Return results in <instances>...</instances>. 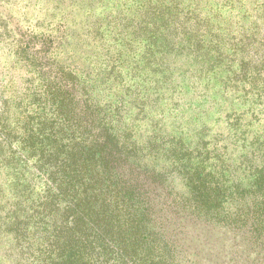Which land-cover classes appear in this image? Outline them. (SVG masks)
Returning <instances> with one entry per match:
<instances>
[{"label": "rangeland", "instance_id": "obj_1", "mask_svg": "<svg viewBox=\"0 0 264 264\" xmlns=\"http://www.w3.org/2000/svg\"><path fill=\"white\" fill-rule=\"evenodd\" d=\"M52 82L90 97L122 176L53 167L97 132L50 125ZM2 109L0 264H118L92 224L129 179L144 239L177 249L152 264H264V0H0Z\"/></svg>", "mask_w": 264, "mask_h": 264}, {"label": "trees", "instance_id": "obj_2", "mask_svg": "<svg viewBox=\"0 0 264 264\" xmlns=\"http://www.w3.org/2000/svg\"><path fill=\"white\" fill-rule=\"evenodd\" d=\"M46 92H48V97L47 100L45 99V102L47 105L48 103L52 105L50 108L52 114L50 125L53 123H61V125L65 128L72 121H76L78 122L77 124L79 127H85L87 133L93 131L97 132V134L93 137L80 134L76 135L74 138V132L67 138L66 136H60V142H71L73 140H79V142L77 144H69L68 142V144H66V147H68L66 157L62 163H57L53 167H55L56 170L75 168L88 173H90V171L91 173H98V175L104 171H115V177L122 176L120 172L116 171L117 168L115 167L121 165V163L124 161V155L121 151L122 147L120 146L121 143L115 135H112L110 128L103 127L101 123L99 126H94L96 121V113L93 105L89 104L90 97L87 96L86 99L82 97V101H84L86 104L83 106H78L77 104L79 102L74 101L77 94V89L75 87L69 88L67 85H62L57 82L48 84L45 93ZM54 92H58V94ZM71 107L74 108L73 111H80L77 119L74 117H68V114L70 113L69 108ZM6 113L7 112L5 109H2L0 112L1 131H10V129L7 128L9 126V121L7 118H5ZM50 125L47 127L45 125V127L49 130L48 134L52 133L53 135L54 130L50 129ZM91 147H97L99 155H92L90 157L84 158L83 156L85 152ZM58 173V171L54 172L53 175L56 176ZM137 185V179H129L125 182V185L122 187L121 191L117 192V196L122 195V199L128 201L123 202L122 206H119L120 201H117L118 197H114L112 204L114 209V221L111 220V222H109L107 219L108 215H102L101 212L99 213L94 224H92V234L94 239L96 241L102 240L104 241V244L106 243L108 246L111 245L112 252L119 255V259L117 261L118 264H140L138 259L139 246H142V254H144V256H150L146 259V264H152V260H154L156 256H159L160 259H163L165 253L169 252V250H171V252L177 251L173 243L170 242L168 236H165L164 233H159L160 242H158L156 245H152L148 238L144 239L142 234L144 223L141 217L145 216V213H142L145 210L143 205L138 203L139 197L136 195L135 191H129L131 187ZM202 189L204 191L207 190L205 187ZM204 191L193 189L192 193L197 192L200 194H205L206 192ZM200 198H203V196L201 195ZM258 200H260L261 205L264 207L263 191H261V196L258 197ZM132 203H134L138 209H133L130 205ZM196 210L199 212V216L203 215L208 219L212 218L210 210L206 209V211H204L200 208H196ZM119 212L124 214L123 216H126V220L120 219L118 222L116 221L119 219ZM98 263L103 264L100 262V260Z\"/></svg>", "mask_w": 264, "mask_h": 264}]
</instances>
